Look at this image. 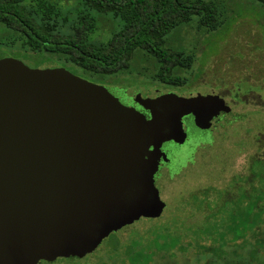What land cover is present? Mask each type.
Returning <instances> with one entry per match:
<instances>
[{"label": "water", "instance_id": "1", "mask_svg": "<svg viewBox=\"0 0 264 264\" xmlns=\"http://www.w3.org/2000/svg\"><path fill=\"white\" fill-rule=\"evenodd\" d=\"M194 95L139 98L147 118L59 64L1 57L0 264L85 253L109 231L160 214L155 164L167 161L164 141L184 142ZM192 113L216 110L205 102Z\"/></svg>", "mask_w": 264, "mask_h": 264}, {"label": "rangeland", "instance_id": "2", "mask_svg": "<svg viewBox=\"0 0 264 264\" xmlns=\"http://www.w3.org/2000/svg\"><path fill=\"white\" fill-rule=\"evenodd\" d=\"M55 1L67 11L73 10L78 2ZM222 4L226 11L220 28L197 30L192 23L170 33L173 44L196 53L192 68L182 73L187 81L181 86L164 85L135 74L133 70L91 77L72 64L63 65L43 54L25 52L17 46L8 47L2 34L0 58H17L29 67L54 62L103 86L122 104L131 107L140 108L139 98L158 93L179 96L192 93L201 98L198 99L200 105L195 104L189 115L182 117L186 141L182 144L172 140L173 143L161 145L168 151L169 157H165L169 163L155 174L159 160L166 162L161 156L155 164V176L152 175L163 204L159 213L163 217L177 213L186 224L181 232H190L194 238L204 228L208 236L216 230H230L228 245L232 246L233 238L241 230L246 229L248 234L256 230L257 237L264 238V215L259 216L255 207L256 191L264 190V6L255 0H222ZM117 26V22L108 25L102 38L107 39ZM205 102L225 113L216 122L209 115L196 117L192 112L202 111ZM233 116L238 117L233 119ZM206 187L210 188L203 191ZM206 196L209 204L204 207L201 200ZM262 197L264 201V194ZM206 212L209 218L201 222ZM134 220L127 225H133L139 232L150 226L145 218ZM249 239L251 243L254 241L253 236ZM189 240L183 235L184 243ZM202 243L212 245L209 239H203ZM262 252L264 247L260 248ZM198 255L199 249L191 243L178 257L192 263ZM90 259L93 260V256Z\"/></svg>", "mask_w": 264, "mask_h": 264}, {"label": "trees", "instance_id": "3", "mask_svg": "<svg viewBox=\"0 0 264 264\" xmlns=\"http://www.w3.org/2000/svg\"><path fill=\"white\" fill-rule=\"evenodd\" d=\"M255 1L264 6V0ZM225 11L222 0H78L70 11L55 0H0V34L8 47L72 64L91 77L133 70L161 84L181 86L187 81L182 73L192 68L196 53L173 44L170 33L192 23L197 30H216L224 23ZM115 22L118 26L107 39L102 38L106 27ZM224 113L217 109L210 118L216 122ZM256 194L255 207L262 216L264 190ZM208 204L206 196L201 205ZM141 218L150 222L144 232L123 225L109 231L85 253L56 251L55 256L41 257L31 264H264V253H260L264 238L259 239L256 230L249 234L241 230L229 246L230 230H216L208 236L204 228L195 238L185 230L183 234L186 224L177 213L140 216L134 222ZM207 218L206 212L201 222ZM183 235L189 237L188 243L183 242ZM203 239L212 245L202 243ZM191 243L199 255L192 263L180 260L179 252L184 253ZM246 244L250 245L243 248Z\"/></svg>", "mask_w": 264, "mask_h": 264}, {"label": "flooded vegetation", "instance_id": "4", "mask_svg": "<svg viewBox=\"0 0 264 264\" xmlns=\"http://www.w3.org/2000/svg\"><path fill=\"white\" fill-rule=\"evenodd\" d=\"M134 107L136 108V109H138L139 111H141L142 113H144L145 114V116L147 117V118H149L150 117V115H149V109H147V108H143L141 105H140V108L139 107H137L136 105H134ZM189 115V114H188ZM182 117H184V116H181V120H182ZM183 126V125H182ZM186 141V140H185ZM184 141V142H185ZM173 143V141L172 140H167V141H164L163 143ZM163 143H162V145H163ZM183 144V143H182ZM150 149H152V146H150V148H149V150ZM161 150L164 152V154L166 155V157L168 156V151L167 150H164L163 149V147L161 146ZM169 157V156H168ZM167 157V158H168ZM168 161H166V162H163L161 159L159 160V168H158V170L156 171V173L155 174H157V172L159 173V170H160V167H164V166H167L168 165ZM155 174H154V176H155ZM155 178V177H154Z\"/></svg>", "mask_w": 264, "mask_h": 264}]
</instances>
